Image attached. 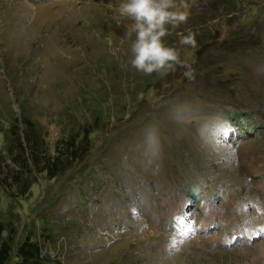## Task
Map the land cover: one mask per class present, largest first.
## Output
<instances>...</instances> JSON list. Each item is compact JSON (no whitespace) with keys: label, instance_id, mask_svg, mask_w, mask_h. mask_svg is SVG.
<instances>
[{"label":"rangeland","instance_id":"374dc122","mask_svg":"<svg viewBox=\"0 0 264 264\" xmlns=\"http://www.w3.org/2000/svg\"><path fill=\"white\" fill-rule=\"evenodd\" d=\"M121 2L0 0L6 264L25 240L42 264H264V0H177L189 20L164 42L194 78L131 66ZM25 119L49 156L85 130L89 151L53 179L30 167L19 197Z\"/></svg>","mask_w":264,"mask_h":264},{"label":"clouds","instance_id":"9594fccd","mask_svg":"<svg viewBox=\"0 0 264 264\" xmlns=\"http://www.w3.org/2000/svg\"><path fill=\"white\" fill-rule=\"evenodd\" d=\"M116 11L119 18L131 21L128 32L134 34L135 39L130 46V64L137 72L166 77L177 68H184V75L194 78V69L181 60L175 47L164 42L171 35L170 29L189 20V13L177 5V0H123ZM178 35L181 46L197 49L195 33Z\"/></svg>","mask_w":264,"mask_h":264},{"label":"trees","instance_id":"16d2710c","mask_svg":"<svg viewBox=\"0 0 264 264\" xmlns=\"http://www.w3.org/2000/svg\"><path fill=\"white\" fill-rule=\"evenodd\" d=\"M241 119L247 120L248 118L245 117L243 119V117H241ZM22 123L25 126L23 133L25 145L18 140L19 148L17 153L11 158L12 164L17 167L14 176H12V180L19 191V197L25 195L35 181V177L29 178L28 175L25 174V172L31 170L30 167L33 168L36 174L46 173L49 179L57 177V175L64 171L62 169L63 159L72 162L88 153L90 134V130H85L79 140H77L76 137L60 140L55 148L56 155L49 156L44 151L43 140L32 122L25 119ZM5 230V227L0 224V264H6L12 250L11 244L14 230H8L7 238L2 240V233ZM17 255L20 259V264H42L40 260L41 248L29 240H25L18 246Z\"/></svg>","mask_w":264,"mask_h":264}]
</instances>
